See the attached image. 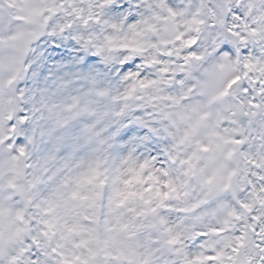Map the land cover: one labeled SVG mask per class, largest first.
I'll list each match as a JSON object with an SVG mask.
<instances>
[{"label":"snow or ice","instance_id":"1","mask_svg":"<svg viewBox=\"0 0 264 264\" xmlns=\"http://www.w3.org/2000/svg\"><path fill=\"white\" fill-rule=\"evenodd\" d=\"M0 264H264V0H0Z\"/></svg>","mask_w":264,"mask_h":264}]
</instances>
